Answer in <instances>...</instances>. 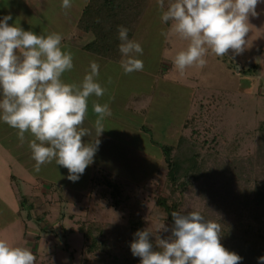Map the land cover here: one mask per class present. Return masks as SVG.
Here are the masks:
<instances>
[{"label":"rangeland","instance_id":"rangeland-1","mask_svg":"<svg viewBox=\"0 0 264 264\" xmlns=\"http://www.w3.org/2000/svg\"><path fill=\"white\" fill-rule=\"evenodd\" d=\"M28 1L26 6V0H0V19L11 15L10 25L44 35L49 22L56 19L52 11L58 6L54 0ZM171 2L174 0H164L162 10L158 0H146L140 11L132 40L143 48V54L137 56L144 63L143 71L125 74L121 67L123 56H118L120 60L114 64L105 59L87 61L71 53L74 66L67 74L72 77L75 71L89 73L90 63L97 62L99 72H107L99 80L107 88V94L116 89L114 107L121 112L116 118L112 110L111 116L103 121L105 130L100 135L94 162L78 181L67 179L68 170L56 165L54 160L42 165L39 172L34 166L22 169V164L36 163L29 147L34 137L25 133L21 140L18 130L0 120V225L12 223L18 217L23 225H28L27 238L30 230L41 236L42 247L35 248L38 264H91L83 234L93 229L97 234L100 229L106 231L112 243H116L114 247L121 249L124 245L118 241L125 236V227L132 215L145 229L168 238L172 226L158 205L159 199L164 198L168 204L182 198L179 212L183 214L198 212V209L210 216L220 214L226 225L229 224L224 227L235 234L233 237L238 238L239 244L251 238V235L239 234L241 231L238 235L230 226L237 222L247 224L240 213L234 212L233 206L237 205L244 188L254 186L257 177L251 173L248 158L259 148L257 128L264 121V0L257 5V15L249 16L248 44L242 54L235 55L229 50L227 56L217 57L209 51L203 68L187 67L183 75L176 69L174 60L189 42L170 31L171 21L161 20L162 11ZM59 9L66 10L61 5ZM78 32L82 35L76 37L79 43L89 38V44L93 39L91 33ZM63 80L68 83L67 79ZM70 81L80 84L83 79ZM90 97L103 105L102 97ZM134 97L138 98L133 101L137 110L127 111L126 102ZM92 106L87 116H95L96 120ZM84 127L87 128V122ZM82 140L86 144L95 142L93 134ZM186 140L203 151L208 167L216 165L206 171L208 177L204 182L208 187L203 182L196 187L190 185L183 194L174 193L168 186V166L160 146H188ZM255 161L259 181L264 178L260 172L264 161L260 158ZM93 165L123 183L118 205L103 189L94 186L97 170ZM13 174L15 181L9 179ZM35 178L40 180L34 181ZM198 190L209 198V207L197 196ZM163 223L169 231L156 232ZM245 242L244 248H247Z\"/></svg>","mask_w":264,"mask_h":264},{"label":"clouds","instance_id":"clouds-1","mask_svg":"<svg viewBox=\"0 0 264 264\" xmlns=\"http://www.w3.org/2000/svg\"><path fill=\"white\" fill-rule=\"evenodd\" d=\"M262 0H174L162 11V22L171 21L170 31L187 40L186 50L178 52L174 65L181 75L187 67L203 68L209 51L217 57L244 52L250 31L249 16H256ZM163 10L164 0H158ZM61 7H71L62 0ZM11 15L0 19V120L18 130L19 139L30 133L29 143L34 170L51 163L68 170L72 182L79 180L94 162L105 130L103 121L111 116L108 104H93L95 142L84 143L82 137L92 131L84 127L88 98L102 97L107 91L98 82L99 64L90 63V72L80 84L65 83L61 77L73 68L71 52L61 48L62 35L25 31L10 25ZM119 52L124 57L125 74L143 71L138 59L142 46L128 38V29L118 26ZM109 79V83H110ZM174 221L168 238L156 236V248L150 241L149 228L137 230L130 243L133 256L140 264H241L242 257L221 244V224L197 211L172 212ZM169 231L163 223L157 231ZM36 256L27 247L10 245L0 239V264H35ZM264 264V256L258 258Z\"/></svg>","mask_w":264,"mask_h":264},{"label":"trees","instance_id":"trees-1","mask_svg":"<svg viewBox=\"0 0 264 264\" xmlns=\"http://www.w3.org/2000/svg\"><path fill=\"white\" fill-rule=\"evenodd\" d=\"M145 4H147L146 0H89L77 24L78 31L81 30L86 34L91 33L93 35V39L84 49L111 60H120L119 57L122 54L119 52V44L121 41L118 39V26L126 27L128 29V38L132 40L137 31L139 17L141 16L140 11L144 8ZM254 67L258 69V65ZM245 73L247 72L245 71ZM257 129L259 148L256 150L255 155L248 158V164L252 167L251 173H256V182L253 187L248 186V188H244L241 196L238 195L240 199L237 205L235 207L233 206L234 212L240 213L247 224L244 225L240 222L234 223L233 225L230 224V228L235 233L238 234L241 231L242 233L239 234L243 236L251 235V238L247 240L248 242L244 241L247 248H244V242L239 244L237 241L238 238L236 236L233 237L235 234L224 227L229 224L226 225V220H223L220 214L218 216H210L207 211L198 209V212L206 220H212L221 224V244L227 250L241 256L243 258L241 264H256L258 263V258L264 256V249L261 246L262 241H264V178L258 181L260 179L258 178L260 173L258 171L255 172L254 169V163L258 161L254 162V160L260 158L264 161V121L259 123ZM185 144L188 146H184L183 144H180L178 147L169 145L160 146L168 166V186L174 189V193L179 191L183 194L190 185L193 187H196V185L199 186L208 177L205 176L207 175L206 171L212 170V167L216 165L214 164L208 167L205 157L202 156L203 151L198 150L195 144L192 142L189 143L187 140ZM174 152L175 154L172 155ZM260 172L263 175L264 163ZM93 183L98 189H103L102 192L104 194L108 193L115 200L116 205L119 204L123 186L121 181L115 179L105 169L100 168L96 171ZM204 184L207 187L209 186L205 182ZM199 192L201 193L198 190L197 196L205 203V207H209V198L204 195L202 196ZM176 200L177 202L172 204H168L165 198L162 200L159 199L158 201V205L163 208L166 214V221L171 226L174 224L171 213L174 211L179 212L181 208L180 203L182 205L183 202L182 198ZM243 225L247 227L243 228ZM125 228V236L118 241L122 246L124 245L121 249L114 247L116 243H112L107 233H105L106 231L100 229L98 234L95 232V229L86 231L83 236L86 243V253L91 255L89 263L140 264L141 258L132 255L130 243L135 239L134 233L137 230H143L145 228L133 215L129 218V223ZM157 236L165 238L160 235ZM227 238H229L230 242H228ZM150 241L153 243L154 248H156L155 234L150 237ZM247 257H249V260Z\"/></svg>","mask_w":264,"mask_h":264},{"label":"crops","instance_id":"crops-1","mask_svg":"<svg viewBox=\"0 0 264 264\" xmlns=\"http://www.w3.org/2000/svg\"><path fill=\"white\" fill-rule=\"evenodd\" d=\"M54 1L56 2V6H58V7L55 8V10L52 11V14L54 15V17L53 16L52 17L54 19L55 16H56V19L55 20H51L49 22L50 23L49 24V28H48V30H46L44 35L50 34L52 32H56V33L61 34L62 37H63L62 42H61L62 50L63 51H69V52L75 53V54L77 53V55L81 56V58H83L84 60L86 59L87 61H90V60H96V59H98V60H100V59L104 60L105 59L106 61L110 60L111 63H114V64L116 63L117 64V60H111V59L102 57L100 55L91 53L90 51L84 49L85 46L90 41L89 38H88V41L87 40L85 41L86 43L82 42V41H84L83 39H82L81 43H79L76 40V37H78V36L82 37V35H80L79 32H78L77 24H78V20H79L81 14H82L83 9L87 5L89 0H85V2L83 4H79L78 1H76V0H71V7L66 9L65 11L62 10V9H59L60 5L62 3V0H54ZM26 2H27L26 3V6H27L29 1L26 0ZM30 5H32V4H30ZM53 21H54V23H53ZM57 22H59V23H57ZM58 24H61V26H59ZM64 27L69 28V30L67 29V32H69V34H67L65 29H61V28H64ZM74 60L75 59L73 58V61ZM105 73L107 74L106 71L99 72L98 82L101 84L102 87H104V83H102L99 79H104L105 78L104 77ZM86 74H88V72L86 73V72L75 71V72H73L71 74L72 77H70V75L67 74V72H65L63 74L65 76L61 77V79L62 80L63 79H67V82L69 83V80H71L73 78L74 79H79V80L83 79ZM63 81L65 82V80H63ZM71 83H73V82L70 81L69 84H71ZM154 88H155V86H154ZM106 94H104L102 96L101 102H103V104H107L108 101H109L108 105L110 107V110H111V112H112V110L114 111V112H112L113 113L112 115L114 117H116V118L118 116L120 117L121 116V112L118 113V111L116 110V107H114L116 105V103H115L116 89L112 88L111 92H108L107 95ZM94 99H93V97H89L88 98V109H90L89 107H91V104L93 105L95 103H99L100 102V100H99V102H95ZM137 99L138 98L134 97L133 99L130 98L129 100H127L126 107H125L127 111L136 112L135 110H137V107H136V104L134 102H136ZM89 104H90V106H89ZM94 115H96V114H94ZM93 118H95V116H87V119H86L87 121L85 120V122H87V128L92 131L93 137L96 140V134H95V129H94L95 120ZM145 126H143V127H145ZM100 137L101 136H99L98 139H100ZM33 166H35V163H34V165L32 163V166H27L26 163H25V164H22V169L23 168H24V170L25 169H30ZM94 167H95V170H97L99 168L96 165H93V168ZM14 174L9 176L10 180H14L15 181V179H14L15 175ZM91 179H92V177H91ZM36 180H40V179L39 178L38 179L35 178L34 181H36ZM48 183H50V182H48ZM22 225H23L22 224V220L21 219L19 220L18 217L12 223L8 222V223H6V225H5V223H3V225H0L1 226L0 227V239L5 240L6 242H8L10 245H13V246H20V247L29 248L34 253V255L36 256L35 264H38V260H37V259H39L38 251H36L35 248H39L40 246L42 247L41 243L43 241L41 239V236L38 235L35 231L30 230L31 231L30 234H29L30 236L27 238V235H28L27 231L29 230L28 227H27L28 225H26V223H24L23 226Z\"/></svg>","mask_w":264,"mask_h":264}]
</instances>
